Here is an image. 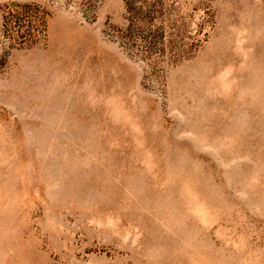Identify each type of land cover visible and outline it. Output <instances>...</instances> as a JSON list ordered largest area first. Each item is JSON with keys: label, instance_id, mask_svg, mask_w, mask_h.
Segmentation results:
<instances>
[{"label": "rangeland", "instance_id": "374dc122", "mask_svg": "<svg viewBox=\"0 0 264 264\" xmlns=\"http://www.w3.org/2000/svg\"><path fill=\"white\" fill-rule=\"evenodd\" d=\"M0 264H264V0H0Z\"/></svg>", "mask_w": 264, "mask_h": 264}]
</instances>
